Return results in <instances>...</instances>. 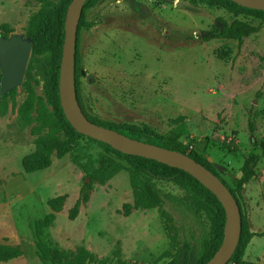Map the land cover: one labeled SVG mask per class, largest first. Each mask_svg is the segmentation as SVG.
<instances>
[{"label":"rangeland","instance_id":"1","mask_svg":"<svg viewBox=\"0 0 264 264\" xmlns=\"http://www.w3.org/2000/svg\"><path fill=\"white\" fill-rule=\"evenodd\" d=\"M47 1L59 6L67 0ZM42 6L37 0H0V243L20 246L23 251L21 257L1 264H54L40 253L29 223L42 214L40 202L75 192L79 175L70 163L82 171L84 165L105 154L95 142L79 138L73 142L72 152L54 160L51 169L33 173L22 169V157L34 151L35 136L20 124L17 114L29 86L50 110L56 107L48 79L56 59L33 63L30 59L32 41L27 27ZM234 18L223 9L192 0H97L84 12L86 25L80 26L77 34V62L85 72L79 78V89L86 112L122 128L137 127L158 135L183 131L185 146L188 141L186 147L208 158L235 190L244 160L253 152V144L264 138V27L241 41L202 40L218 19L229 23ZM10 56L24 58L16 78L13 72L20 62L11 63L7 60ZM221 133L237 146L236 154L223 148L226 143L217 136ZM52 170L54 174L49 176ZM257 172L259 177L250 183L248 193L244 187L242 195L237 193L236 197L244 219H249L248 230L261 233L264 225H256L254 215L264 212V153ZM120 173L116 176H126L127 184L115 182L116 176L105 183L92 182L82 171L80 186L90 184L89 200L91 192L103 193L110 209L117 206L116 212L121 214L123 205L132 203L133 197L127 170ZM158 187L160 206L128 216L132 240L138 237L143 244V257L98 258L169 264L175 256L176 264H201L206 224L197 221L181 203V192L174 184L161 183ZM65 201L67 211L57 218L56 230L48 233L69 234L77 241L83 230L82 206L78 217L70 220L68 210L74 206L70 207L73 199L69 196ZM121 216L123 234L118 236L125 239L120 245L124 249L131 243L127 241L126 217ZM257 242L242 255L248 263L264 264V239Z\"/></svg>","mask_w":264,"mask_h":264},{"label":"trees","instance_id":"2","mask_svg":"<svg viewBox=\"0 0 264 264\" xmlns=\"http://www.w3.org/2000/svg\"><path fill=\"white\" fill-rule=\"evenodd\" d=\"M43 4L39 12L34 14L27 27V35L32 41L30 59L33 62L45 60L48 57L56 59V63L48 70V79L52 84V92L56 102L55 110H50L48 104L36 92V89L30 85L27 92L26 100L19 107L17 114L20 124L29 127L30 134L35 136L34 151L24 156L21 161L22 169L25 173L43 171L51 167L53 158H63L72 152L73 142L79 138L95 142L103 148L105 154L99 155L94 161L84 165L82 171L92 182L105 183L111 180L117 173L126 169L128 173L129 186L132 191L133 201L123 205L120 211L125 217L131 215L133 211L147 210L158 207L162 204L160 188L158 184H174L181 192L180 201L188 210H191L197 221L206 224L207 231L203 238L204 257L201 264L209 261L214 253L220 247L223 240V231L225 225V213L218 199L207 190L202 184L194 179L188 173L172 168L154 160L145 159L137 156L122 154L114 150L109 145L93 140L82 134L77 133L66 120L59 100V73L62 48L64 43V22L66 11L72 0L55 6L47 0H37ZM97 0H86L83 6L78 29L84 23V12L91 7ZM194 3L204 4L210 8L223 9L235 18L231 22L224 19H218L217 25L212 26L203 36L202 40H234L242 39L255 35L264 27V11L249 9L237 5L230 0H192ZM78 34V30H77ZM77 44H76V61H75V83L78 102L85 116L92 123L104 128L115 130L131 139L150 143L165 149L181 152L204 166L207 170L216 175L231 192L233 198L239 202L236 197L237 193L242 195L244 186L254 182L258 176L257 166L261 154L264 153V138L254 143V150L244 160L241 167V177L236 180V188L233 190L218 175L212 163L208 158L202 157L195 150H189L181 141L184 135L183 131L171 132L169 134L158 135L141 130L137 127L122 128L110 123H104L89 116L82 103L79 78L80 65L77 62ZM44 66L42 65L41 68ZM0 73V81L2 79ZM1 94L0 88V99ZM58 113L60 116H56ZM234 144L226 145L223 148L229 153L236 154L237 146ZM258 151L259 153H256ZM94 164V165H93ZM126 164V168L124 166ZM90 184H83L80 189V197L74 206L68 212V219L74 220L81 206L89 201ZM167 198L172 196L167 194ZM66 195H60L50 199L47 203L51 213L46 215L43 220L35 222L36 246L44 258H48L54 264H141L134 260L98 258L93 253H88L80 249L74 251L61 248L54 243H47L42 240L43 229L53 226L56 214L64 206ZM241 236L234 253L227 264H252L246 262L242 252L246 250L250 239L254 236L264 237V232L254 234L248 230L246 220L241 212ZM249 225V223H248ZM168 230V229H166ZM170 239V237H169ZM174 242L175 240L171 238ZM23 255L20 246L0 243V264L7 263ZM169 264H176V257L172 256ZM245 261V262H244Z\"/></svg>","mask_w":264,"mask_h":264},{"label":"water","instance_id":"3","mask_svg":"<svg viewBox=\"0 0 264 264\" xmlns=\"http://www.w3.org/2000/svg\"><path fill=\"white\" fill-rule=\"evenodd\" d=\"M230 1L245 8L264 11V0ZM85 2L86 0H72L67 8L64 22V43L59 73V100L66 120L79 134L105 143L122 154L154 160L182 170L209 190L224 209L225 225L220 247L205 264H227L241 236L240 208L228 187L204 166L181 152L131 139L115 130L94 124L85 116L77 99L75 83L77 30ZM23 66L24 63L21 64L20 62L21 69ZM81 74L85 75L82 68ZM17 76L18 74L13 77L16 78ZM86 182L89 180L87 179Z\"/></svg>","mask_w":264,"mask_h":264},{"label":"crops","instance_id":"4","mask_svg":"<svg viewBox=\"0 0 264 264\" xmlns=\"http://www.w3.org/2000/svg\"><path fill=\"white\" fill-rule=\"evenodd\" d=\"M30 153H28V154H30ZM28 154H26V155H28ZM54 160H59V159L53 158L51 167L55 163ZM21 161H22V159H21ZM70 164L73 166L74 171L77 172L79 175L78 176L79 181L77 182L75 192H72V193L65 192V194H64V195L67 194L66 200L68 199L69 196H71V198L73 199V202L70 205V207H71L75 204V202L79 198L80 187H81L80 182H83V180H82L83 174H81L82 171L79 168H77L72 163H70ZM51 167L48 169H51ZM56 170H57V168H56ZM56 170H55V172H56ZM121 173H123V172H121ZM52 174H54V170H52V172L49 174V176ZM120 174L114 178L115 182L119 181L120 184H127L126 176H122V175L120 176ZM94 186H96V185H94ZM251 186H252V184H248V185L244 186L245 189H247L246 193H248ZM58 196H60V195H58ZM106 196L109 197V195H106ZM55 197H57V196H55ZM103 197H105V195L103 193L91 192L89 202L85 206L81 207L80 211L83 212V214H84L83 228H82L83 230H82V235L78 238L77 241H74L69 234H65V235L56 234L55 236H51L50 233H48L49 230H50V232L56 230L57 227H54V226H55V223L57 221V218L59 217V215H62V213L67 211L66 203L64 204L63 209L59 213L56 214V218H55V222H54L53 226L45 227L43 229L44 234H43L42 240L44 242H47V243L58 244L60 247L67 249V250H71V249L74 250V249L78 248L80 250H83L86 252H91L95 255L103 256V257H108V256L121 257V256H123V258H127V259H134V260L141 259L143 257V254L141 253L140 248L143 246V244L140 243V240L138 237H136L135 240H132V235L134 234V232H133V230H131L132 228L128 225V218L129 217H126L125 229H126V231H128V235H129V237H128L129 240H127V241L131 244H130L129 248H124V249L120 248L122 241L125 240L122 236H118L120 234H123V226H124V219L123 218L124 217L121 216V214H118L116 212V210L118 208L117 206H115L114 209L111 210L110 207H112V206ZM50 199H52V198H46L44 201L40 202L39 205L42 207V214L40 215V217L34 218L29 223V226L32 230L33 238H34L35 242L37 239L36 234H35V222L43 220L46 217V215L51 213V210L47 205V203ZM247 201L249 202V208H250L252 201L249 198L247 199ZM69 210H68V212H69ZM263 215H264V212H263V214L257 213L254 215L256 225H259V226L264 225V218L261 217ZM259 217H261V218H259ZM257 218L260 220V222H257ZM8 220H9V217H8ZM248 223H249V219H248ZM115 224H119L120 227L119 228L114 227L113 225H115ZM249 227H250V224H249ZM252 233L258 234V233H260V231L256 232L253 229ZM48 234L50 235L49 237H48ZM258 237L259 236H254L250 239V241L247 245V247H248L247 250L254 247V246H257L258 245L257 241L259 240V238L264 239V237H259V238Z\"/></svg>","mask_w":264,"mask_h":264},{"label":"built area","instance_id":"5","mask_svg":"<svg viewBox=\"0 0 264 264\" xmlns=\"http://www.w3.org/2000/svg\"><path fill=\"white\" fill-rule=\"evenodd\" d=\"M222 132V131H221ZM217 136L222 140V141H224L225 143H226V145H229V144H232L233 142H232V140H231V138H225L227 135L225 134V133H221V134H217ZM192 139V137L191 136H189L188 137V139L187 140H191ZM189 144H188V141L186 142V146H188ZM189 149V148H188ZM190 150V149H189ZM231 264H236V263H231Z\"/></svg>","mask_w":264,"mask_h":264},{"label":"bare ground","instance_id":"6","mask_svg":"<svg viewBox=\"0 0 264 264\" xmlns=\"http://www.w3.org/2000/svg\"><path fill=\"white\" fill-rule=\"evenodd\" d=\"M23 57H20V58H14V56H10V59H7V60H9L11 63L13 62V61H18V62H22L23 61ZM6 60V61H7ZM5 64V63H4ZM20 69H21V67H20V65L19 64H17L16 65V70L13 72V76H15V75H17L18 74V71H20ZM10 82H12V78H10Z\"/></svg>","mask_w":264,"mask_h":264},{"label":"flooded vegetation","instance_id":"7","mask_svg":"<svg viewBox=\"0 0 264 264\" xmlns=\"http://www.w3.org/2000/svg\"><path fill=\"white\" fill-rule=\"evenodd\" d=\"M80 76H83V77L85 76V75H82L81 74V69H80ZM88 81L90 82L91 81V78H88Z\"/></svg>","mask_w":264,"mask_h":264}]
</instances>
